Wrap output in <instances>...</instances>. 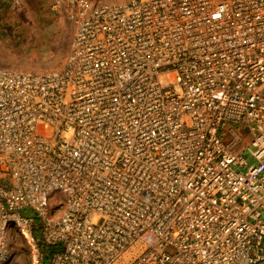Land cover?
I'll return each instance as SVG.
<instances>
[{"label": "built area", "instance_id": "2783aa9c", "mask_svg": "<svg viewBox=\"0 0 264 264\" xmlns=\"http://www.w3.org/2000/svg\"><path fill=\"white\" fill-rule=\"evenodd\" d=\"M47 1L63 67H0V264H264V0Z\"/></svg>", "mask_w": 264, "mask_h": 264}, {"label": "rangeland", "instance_id": "374dc122", "mask_svg": "<svg viewBox=\"0 0 264 264\" xmlns=\"http://www.w3.org/2000/svg\"><path fill=\"white\" fill-rule=\"evenodd\" d=\"M74 31L73 20L47 0H0V67L30 73L61 69ZM12 247L10 264H29L28 247L20 237Z\"/></svg>", "mask_w": 264, "mask_h": 264}, {"label": "trees", "instance_id": "16d2710c", "mask_svg": "<svg viewBox=\"0 0 264 264\" xmlns=\"http://www.w3.org/2000/svg\"><path fill=\"white\" fill-rule=\"evenodd\" d=\"M35 235H36V234H35ZM42 249H43L44 252H46V251H47V252L50 251L49 249H46L45 247H42Z\"/></svg>", "mask_w": 264, "mask_h": 264}]
</instances>
